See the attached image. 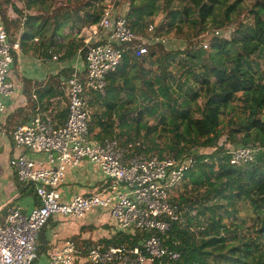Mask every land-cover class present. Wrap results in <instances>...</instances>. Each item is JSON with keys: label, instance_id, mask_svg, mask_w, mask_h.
<instances>
[{"label": "trees", "instance_id": "obj_1", "mask_svg": "<svg viewBox=\"0 0 264 264\" xmlns=\"http://www.w3.org/2000/svg\"><path fill=\"white\" fill-rule=\"evenodd\" d=\"M162 1L187 4L184 16L189 18V24L196 29L197 38L205 33L209 34L212 28H207L206 23L217 17V7L222 8L223 15L218 17L214 27V32L219 31L220 35L214 36L215 41L210 50H204L199 45L200 41L203 42L202 38L197 43L190 41L183 50L169 48L168 41L166 44L147 45V54L136 57L132 46H137V42L132 44L124 52L118 71L108 78L105 98L97 96L93 101L106 107V111L102 115L93 114L90 133L96 141L114 136L125 144L141 140L139 131H134L135 134H125L127 131L116 134L113 123L105 120L112 111L121 121L135 113L137 106L124 109L122 95L129 94L127 88L132 80L138 81L144 91V106L146 109L151 108L149 114L158 113L161 107L169 114L161 115L160 120L162 125L168 127L166 131L172 133V136L165 147H159L156 156L195 158L194 167L186 173L182 182L185 193L177 199L172 198L181 209L186 210L183 219L172 223L170 231L161 236L164 245L179 252L181 258L178 261L164 260L161 264H264V136L252 137L248 132L257 125L262 130L264 128V0H123L118 13L125 14L130 27L144 37L160 11H167V4H162ZM11 2L12 0H0L1 20L11 42L17 40L16 35L21 29L24 30L21 41L25 42L37 33L33 26L35 18L29 16L24 24L22 20L11 19L7 15ZM38 2L42 7L46 4V0H32L31 4ZM245 2H250V7L246 10L249 22L245 24L241 21L231 33L232 38L225 39V30L233 25L232 15L237 13L240 16L239 10H243ZM81 10L83 6L76 7L75 11ZM168 14L172 25L185 22L183 13L178 10H171ZM68 15L70 13H66L63 7L54 9L52 15L39 27L41 34L42 28L44 31L52 28L48 38L52 43L59 29L66 23ZM99 18L100 15L96 16L90 25H96ZM51 20H54V27L47 26ZM34 30L36 31L33 33ZM164 31L160 25L154 36L165 35ZM178 33H182L181 30ZM208 39L211 40L204 37L205 41H209ZM95 41L101 39L97 38ZM84 53L83 51V55ZM13 56L12 70L17 67L15 53ZM180 56L187 63L188 78L179 86V97H174L175 89L171 80L174 74L170 67ZM62 59L63 62L67 61L65 57ZM198 67L204 70V74H196ZM71 74L72 69L64 68L49 77L45 94H38L40 101L46 100L43 107L53 95L58 97L65 94ZM191 78L196 81L202 79L205 85L203 107L198 110L200 117L194 126L188 123V118L192 116L189 104L202 99V94L200 89L190 83ZM193 83L197 84L195 81ZM27 96L32 100L29 93ZM64 98L68 106V98ZM236 102L243 104L245 117L240 118L236 126L231 119L222 126L223 116L230 115ZM151 132L149 129L148 133ZM238 147L255 149L254 161L240 166L233 165L231 151ZM201 150L210 152L202 153ZM137 152H143L147 156L155 155L148 142L137 148ZM27 190L38 204L33 186L29 185ZM104 215L107 214L104 212ZM108 220L111 228L104 230L108 232L106 237L104 235L85 246L82 244L88 242H81L77 238L81 246L101 245L108 248L125 244L133 249L142 247L151 235L135 230L122 231L109 217ZM44 228L37 239L38 257L48 250L47 239L41 234Z\"/></svg>", "mask_w": 264, "mask_h": 264}, {"label": "built area", "instance_id": "obj_2", "mask_svg": "<svg viewBox=\"0 0 264 264\" xmlns=\"http://www.w3.org/2000/svg\"><path fill=\"white\" fill-rule=\"evenodd\" d=\"M123 0H108L99 21L85 29L87 38L83 51L85 71L75 69L67 81L68 115L63 125L46 117L38 96L34 116L12 132L6 126V99L13 94L10 82L13 53L20 44L11 42L0 17V138L12 140L14 155L9 167L18 183L32 185L38 204L31 210L20 205L9 208L0 223V264H38V236L49 220L62 215L83 220L97 210L105 212L122 231L151 233L142 247L125 244L108 248L101 245L82 247L79 241L66 239L39 264H161L178 261L181 254L163 243L162 235L174 222L183 219L186 210L172 201V194L195 165L193 156L184 158L147 156L137 152L142 142L114 136L100 141L90 133L91 106L95 97L105 98L108 78L118 71L124 52L132 46L136 57L147 54V45L166 44V35L154 36L156 25L150 24L146 34L139 36L129 25L127 16L118 13ZM24 16L22 23L27 21ZM219 31L214 32L218 37ZM102 36L101 41L95 39ZM207 33L204 34V37ZM204 44L208 47V41ZM55 61L57 57H53ZM26 152L44 155V161L27 157ZM256 150L238 147L231 151V163L243 165L254 161ZM88 161L100 169L105 184L89 196L74 195L65 202L60 192L68 169ZM194 215V212L191 213Z\"/></svg>", "mask_w": 264, "mask_h": 264}, {"label": "crops", "instance_id": "obj_3", "mask_svg": "<svg viewBox=\"0 0 264 264\" xmlns=\"http://www.w3.org/2000/svg\"><path fill=\"white\" fill-rule=\"evenodd\" d=\"M29 1L12 0L7 9V15L14 20H22L24 16H33L35 18L33 26L37 30L33 38H29L23 42L21 38L24 30L21 29L16 35L17 40L14 41V43H19L21 48L15 52L17 67L11 71L10 76V82L13 84V94L6 99V126L9 132H12L13 129L21 125L27 124L34 116L37 103L32 99V95L34 92H36L37 96L38 94H45V85L50 76L58 74L64 68L72 69V73L75 69L81 72H84L86 69L83 47L87 35L84 36V33H86L84 30L92 27L82 15L87 11H75L78 6H74L73 3L71 4V0H65V2L59 0L50 1L47 6L39 7L36 10L29 9L27 3L32 2V0ZM61 7H63L66 13H68L67 11L71 12H69V17H66V23L59 29L57 36L53 38V42L51 43L48 38L51 35L52 28L45 31L42 28L41 34L39 27L43 21L52 15L54 9ZM14 8L18 11L14 10ZM75 12L79 13L78 15L80 16L75 15ZM47 26L54 27V20H51ZM36 30L32 32L34 33ZM99 38H102V36ZM49 45H51L50 48ZM53 57H57L58 60L55 61ZM63 57L67 59L66 62H63ZM26 92L30 94L32 100H29ZM66 94L67 91L58 97L53 95L52 98L48 99V103L44 107L43 104L46 100L40 101L38 97L44 115L59 125L65 123L68 115V106L65 104L63 108L61 101H59L65 99L64 97H67ZM96 104L97 101L92 104L94 111L96 110L94 114L102 115L106 111V108L98 109V104ZM13 155L12 140L10 138L9 141L0 138L1 224L5 222L7 211L12 206L20 205L25 210H31L36 205L35 198L29 195L27 186L18 183L9 167V160ZM26 155L37 161H44L45 159L44 155H35L30 152H26ZM104 184V176L100 169L94 164L85 161L78 168L66 171L60 192L63 200L68 202L74 195L89 196L99 192ZM104 224L110 225L108 216L99 210L83 220H74L62 215L53 216L41 233L47 239L48 250L41 257H38L37 263L46 262L48 255L66 239L73 238L78 240L77 238H80V241L88 242L82 244L85 246L89 242H95L101 238L102 233H105L106 237L108 232H103Z\"/></svg>", "mask_w": 264, "mask_h": 264}, {"label": "rangeland", "instance_id": "obj_4", "mask_svg": "<svg viewBox=\"0 0 264 264\" xmlns=\"http://www.w3.org/2000/svg\"><path fill=\"white\" fill-rule=\"evenodd\" d=\"M31 1V0H30ZM29 1V2H30ZM51 0H46V4L45 6H47L50 3ZM62 2H65V0H59ZM108 0H71V4L73 3L74 6H83L85 7V9L87 12L82 14L83 18H85L87 20L88 23H91L92 20L100 15V12L102 10V8L104 7V5L106 4ZM231 2H234V0H230ZM90 2V3H89ZM31 3V2H30ZM27 3L29 9H34L36 10L39 7H42L40 5V3L38 2V4H30ZM89 3V4H88ZM161 2H159L160 4ZM88 4V5H87ZM162 4H167V11H160L161 13H159V15H157L154 19H153V24L156 25V28H159L160 25L162 26V28L165 30L164 32L166 33V39L169 40L170 44H169V48L178 50L181 49L183 50L184 48H186L189 44L190 41H194V43L199 42V39L202 38L203 42L200 41L199 45L201 44V47L204 50H210L212 48V45L215 41V37H214V30H216L215 27V22L218 21V17H221L223 15V11L222 8H218L215 12V15L217 16L214 19H210L207 23L206 26L207 28H212L207 34V37L211 38V40L208 41V47H205L204 44H206L207 42H204V34L202 36H200L199 38H197L196 34V29H193L191 27V25L189 24V18L187 16H184V8L185 6H187L186 3L180 2V1H173V2H163ZM32 7V8H31ZM243 10H239L240 16L239 14H234L232 15V21H233V25H231V27H229L228 29L225 30V35L224 38L226 39H230L232 38V32L236 29V27L241 23V21H243L242 23H247L249 22L248 18V12L246 10L249 9L250 7V2H245L243 5ZM171 10H178L180 12L183 13V20H185L184 23L178 24L176 23L175 25H172V20L169 17V12ZM67 12H71V11H67ZM75 15H78L77 12L74 13ZM81 15V16H82ZM179 29V30H178ZM181 30L182 33H178ZM84 36H86V33H84ZM212 36V37H211ZM144 37H153V35H144ZM149 67V66H147ZM170 71L174 74V78H171L172 80V86L175 89V96L174 97H179V86L181 85V82H184L186 80V78H188V69H187V63L186 61L183 59V56H180L177 58V61H174L171 64L170 67ZM196 74L197 75H201L204 74V70L201 67H198L196 69ZM182 77V78H179ZM193 86H195L196 89H200L201 94H202V99H199L197 101H191L189 104L192 116L190 118H188V123L190 124V126H194L196 123V120L200 117V114L198 112L199 108L203 107V102H204V93H205V85L202 82V79H199L200 81H196L195 78H191L190 79ZM193 81L197 82V84L193 83ZM201 82V84H200ZM213 82V80H212ZM186 90V88H185ZM127 91L129 94H123L122 95V100L124 101V109L130 108L131 106H137V110L135 111L134 114L129 115L124 117L123 121L119 120V118L116 116L115 112H110L107 114V118L106 120L109 122L113 123V131L116 134H120V133H124L125 131H127L125 134H135L134 131H139L140 133V137L141 140L140 142L143 143H147L148 145L154 149L155 155H158L159 153V147H165L166 142H168V140L171 138L172 133L166 131V129L168 128L165 125L161 124V120H160V116L165 115L168 116L169 114L166 112V110L164 108H160V110L158 111V113L149 114V111L151 110L150 107H148L147 109L145 108V104L146 102L143 101V95H144V91L141 89L140 87V83L135 80H132L129 84H128V88ZM180 100H183V98H179ZM61 101L62 107H65V101L64 99L59 100ZM98 104V105H97ZM97 106L100 108V104L97 102ZM106 108V107H105ZM91 114H92V118H93V114L94 112V106H91ZM196 112V113H195ZM245 117L243 114V104L236 102L234 105V109L233 111L230 113V115L227 116H223L222 119V126H224L225 122H227L228 120H233L234 121V126H236V124H238L239 119ZM125 124V125H124ZM156 128V129H155ZM129 129V130H128ZM151 129L152 132L148 133V130ZM250 134H252V137H255L257 135H261L264 136V128L263 130L260 129V125H257L254 127V129L249 130L248 131ZM148 135V137H146ZM202 153H209V150H201ZM178 189V190H177ZM176 190H174L173 194H172V198H178L179 196H181L182 194L185 193V189L183 187V185L181 184ZM193 213V211H191ZM103 224V223H102ZM103 226V232H105L104 230L110 229L111 226H109L108 224H104ZM101 234V233H100ZM105 233H102V238L104 237Z\"/></svg>", "mask_w": 264, "mask_h": 264}, {"label": "water", "instance_id": "obj_5", "mask_svg": "<svg viewBox=\"0 0 264 264\" xmlns=\"http://www.w3.org/2000/svg\"><path fill=\"white\" fill-rule=\"evenodd\" d=\"M262 121L264 122V117H262Z\"/></svg>", "mask_w": 264, "mask_h": 264}]
</instances>
